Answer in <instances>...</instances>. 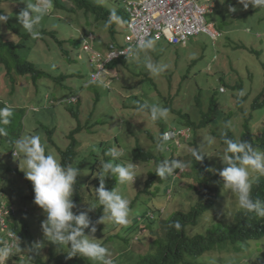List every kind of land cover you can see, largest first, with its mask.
Wrapping results in <instances>:
<instances>
[{"label":"rangeland","instance_id":"obj_1","mask_svg":"<svg viewBox=\"0 0 264 264\" xmlns=\"http://www.w3.org/2000/svg\"><path fill=\"white\" fill-rule=\"evenodd\" d=\"M96 1L113 11H123L129 0ZM29 2L37 3V0H3L1 7L10 14V19L7 24L0 25V34L15 42L22 55H27L38 41L29 54L39 68L45 69L46 74L52 78L43 76L26 83L24 76L16 75L12 78L18 79L13 95L10 90L12 87L0 68V101L7 104L10 110L13 109L10 123L0 124V128H7L8 136L21 130L17 141H30L32 137H39L45 152L53 154L61 163L60 150L70 145L69 134L80 125L82 130L76 135L80 147L73 168L78 169L82 163V193L85 195L88 216L100 206L96 191L100 182H89V176L95 171V178H98L102 161L133 164L138 174L133 184H119L114 178V190L129 201L130 223L123 226L112 220L103 221L102 231L85 236L107 249L106 259L114 261L112 264H132L131 260L138 252H147L149 247L151 249L164 219L176 211L189 212L201 202L198 190H203L204 184L200 183L199 172L191 168L193 149L198 147L207 154L210 167L216 172L227 165L224 157L229 156L227 146L221 139L225 129H231L240 139L248 119L254 134L258 137L263 135L264 106L253 109L252 103L261 93L264 99V7L255 8L250 5L245 9L237 0H224L223 4L217 0L214 12L207 16V20L222 33L217 41L206 33L192 37L186 46L170 44L166 39L156 41L150 38L148 42L151 41V47L137 50L132 59L112 64L121 73V78L113 80L111 88H105L99 81L91 80L96 67L91 62L90 54L81 48L78 39L79 29L84 33L91 30L97 37L93 43L94 49H104L106 52V46L112 42L113 35L108 23L96 21L92 14L88 15L82 10L64 13L57 7L59 10L53 15L48 13L35 25L39 36L33 39L25 36L28 33L17 19ZM61 2L70 4L68 0ZM230 6H235L236 11H229ZM248 28L250 32H247ZM44 29L56 31L64 42L58 45V41L48 35L45 41ZM119 30V40L122 42L126 32L123 21L118 24ZM39 37H44V40ZM149 63L158 71H150L147 67ZM62 74L67 75L64 81L56 79ZM222 87L226 89L225 92L221 91ZM73 96H80V103H70ZM213 100L216 107L213 108L211 124L194 130L195 133L189 132L191 143L188 150L179 151L178 157H175L187 165V174L183 173L182 180L179 178V181L173 182L172 199L166 198L167 187L173 181L170 177L158 181L159 177L155 186L150 187V193H144L146 182L158 165L154 161L146 163L134 158L133 151L138 143L157 157L171 159L173 149L166 151L164 145L171 149L174 147L172 142H163V151L157 147L162 125L174 124L176 111L189 113L199 124L210 111ZM144 105H158L168 109L167 117L161 118L164 123L152 120L149 109ZM74 111L78 112L79 117L73 114ZM177 124L182 125L180 121ZM51 130L54 143L50 141ZM208 138L213 143L210 144ZM17 141L10 143L0 140V183L9 200L12 199L16 205L28 207V212L20 214L17 219L20 223L24 221L35 235L36 249L47 261L51 253L60 254L69 248L53 243L44 233L42 225L47 220V213L34 203L33 183L25 176L27 169L22 165L25 156L17 148ZM113 147L122 150L123 155L119 159L113 160L105 155L106 150ZM14 150L18 156L13 155ZM245 167L248 168L251 185L261 173L250 166ZM178 176L181 177V174ZM111 183L112 176L107 175L106 190H109ZM155 206L161 207L162 211L165 207L162 219L157 220H161V225L157 222L155 232L150 234L148 231V235L141 237L138 227L133 228L134 222L137 217L154 210ZM240 209L238 193L224 186L220 190L219 200L201 217L200 224L191 233L204 232L213 226V222L218 221L235 226L238 224ZM123 236L129 237L130 243ZM221 246L223 249L217 248L206 253L200 258L201 262L259 264L264 261V237L250 239L248 243L226 242ZM17 258L8 264H35L32 259H28V254H23L21 259L20 256ZM78 264H103V261L85 258Z\"/></svg>","mask_w":264,"mask_h":264},{"label":"clouds","instance_id":"obj_2","mask_svg":"<svg viewBox=\"0 0 264 264\" xmlns=\"http://www.w3.org/2000/svg\"><path fill=\"white\" fill-rule=\"evenodd\" d=\"M1 1L3 2V0ZM216 1L217 0H214L213 2L214 5L212 9L205 13L206 26L209 27L212 31L216 32L215 36H213L207 31H199L198 33H195L192 36H190L185 42L174 43L170 41L166 36L157 38L153 34V36L149 37L146 43L141 47L137 45L136 46L132 45L127 41L126 38V36L131 30L130 29L131 14L129 8L133 5L141 6L144 0H129L126 2L123 11L127 15V20L125 21L121 18L118 19V24L120 21L124 22V26L126 29L124 40L122 42L119 40L120 30L118 32V24H117L116 37L114 38V36L112 35V42H109L107 44L106 52H104V49L102 50L94 49L93 43L94 41L97 40V37L94 36V33L91 30H88L86 33H84L81 29H79L80 38L78 40H80L81 48H83L84 51L90 54L91 62L96 67V71H94V73L92 74L91 80L99 81V84L105 88L107 87L111 88L113 84V80H118L119 78H121V73H119V71H117L115 67H112V64L120 60L132 59L137 50L143 49L145 46L151 47V41L148 42L150 38L156 41L166 39L170 44L186 46L188 41L192 37L200 33H206L214 41H217L222 36V33L215 28L213 23H210L207 20L208 14L213 13L216 8ZM202 2H204V0H202ZM237 2L240 5H243L245 9H247L250 5L255 8L264 7V0H237ZM220 3L223 4L224 0H220ZM66 5L73 8V10L61 9L63 10L62 12L64 13H76L78 10H80L78 8L75 9V6L71 2L70 4H66ZM56 10L59 9H57V7L54 6L53 0H37V3H31V2L27 3L26 7L23 10H21V12L18 14L17 19L18 22L23 25V28L27 31V33L33 39H36L38 38L39 33L35 30V25H37L40 22L43 16L47 15L50 12L51 13L49 15H53ZM229 11L235 12L236 11L235 6H230ZM83 12L86 13L85 11ZM9 19H10V14L4 11H0V25L7 24ZM10 28L14 30L11 26ZM44 31H50V30L44 29L42 32L44 33ZM250 31L251 29L248 28L247 32ZM2 37L4 38L5 41L13 42L9 39H6L4 36ZM84 37L86 38L84 39ZM62 41L64 42V40ZM13 43L17 46L16 50H18V45L15 42ZM31 48L27 52V54L30 53ZM29 57L32 60V56L30 54ZM147 67L152 72L158 71V69L151 63H149ZM43 70L46 71L45 69ZM221 91L225 92L226 89L222 87ZM262 95L263 94L261 93L257 97L259 101L260 98L262 99L263 97ZM78 97L79 96H73L70 99L71 102H76ZM263 101L264 99H262V101L260 102L262 103ZM253 103H252V107H253ZM144 107H147L149 109L151 113V118L154 121L155 120L158 121L157 120L158 118L161 119L167 117L168 109L166 108L160 107L158 105H152V106L144 105ZM141 111H143V108H141ZM11 116H12V111L8 107L0 108V124L3 125L9 124ZM227 122L229 123V119L227 120ZM226 130L227 129H225V131ZM192 131L193 129H191L190 127L178 130L176 127L170 128L169 126H166V129L161 131V135H160V139L158 140L159 142L157 143V147L160 151H163L164 148L166 151H171L172 149L175 150L176 148H178L177 151L179 155V151L183 150L182 148L185 145V143L186 142H187L186 144L191 143L189 141L190 140L189 132L192 133ZM245 132L246 129L244 128L243 133ZM2 133H3V129L0 128V134ZM50 133L53 134V130H51ZM255 137L258 139V136L255 135ZM15 139L19 140L20 137H16ZM208 139L210 144L213 143L211 138ZM163 142H172L174 147L168 149V147L164 145L163 148ZM226 143H227V151L229 153H242L243 155L235 157V160L239 161V165H237V163L234 161L233 157L229 155V153H228L229 156L224 157V161L227 164V167L223 169L225 167L224 166L222 168L223 170L221 169L222 171L220 175H222V177L224 178L225 186L232 188L235 192L238 193V203H239V207L242 210H245L247 212H252L255 210L257 211L260 217H264V207H261L259 202H254L250 196L251 185L249 182V171L248 168L245 167V166H250L251 169L257 170L259 171V173L264 175V152L260 149H258L257 152L252 148L250 144H246V143H234L230 140L226 141ZM16 146L20 152L24 153L25 156L22 165L23 168L27 169V171L25 172L26 178L33 183V188L35 193L34 203L40 206V208H42L44 212L47 213V220L43 222L42 225L44 228L45 235L53 243L68 247L69 248V251L67 253L68 258L80 254L81 256L87 257L93 261L100 260L103 261V264H112V261L110 259H106L107 249L104 246H102L100 243L95 242L94 240H89L88 238L84 237L83 230L89 228L90 224L92 223L88 215L86 213H81L79 215L73 213L74 203L71 197L73 194V185L76 181V177L78 175L79 170L73 167H64L53 154H51L50 152L46 153L45 149L40 144L39 137H32L30 141H24V140L17 141ZM13 155L18 156L16 150L13 151ZM105 155L111 157L113 160H116L123 155V152L122 150H117V148L113 147L107 149ZM192 156L195 158V160L203 159V156L200 153H198L195 149L192 150ZM169 160L164 159L163 161L159 162L155 170V173L158 175V178L160 177L159 180L157 178L156 181L157 180L162 181L163 179H166L168 177L172 178L173 180L172 185L170 187H167L166 190L167 200H171L173 197V192H174L173 182L179 178H181V180L183 179L182 174L185 173V169H186L185 167L187 166L184 162L180 160H176V159H172L171 161ZM178 174H181V177L178 176ZM185 174H187V172ZM107 175L116 177L117 182L119 184H125V183L133 184L138 174L133 164H122V163L114 164L111 160L102 161V170L98 173L100 183L96 191L98 195V202L100 205L103 206V210L105 213V216L101 218V221L103 222V221L112 220L116 224L127 226L130 223L129 201L123 198L116 190H112V191L106 190L105 177ZM152 186H155V180ZM148 193H150V191ZM138 196H140V194H138ZM0 200L6 202L8 205H14L16 208L15 213H11L6 218V221L4 223H0V264H8L10 260L15 259L17 256H19L18 254H9L14 252L15 247L13 249H9L8 247H6L7 243L12 242L13 240L16 241V234L11 230L12 221L13 219L17 218L20 214L27 213L28 207L24 205H16L12 201V199L9 200V196L4 191L1 183H0ZM158 208L160 209V211H158V209L155 212L149 210L147 212V215L150 217L154 216V217H158L159 219H162V215L164 213L165 207L163 211L161 210V207ZM96 230H97L96 227L93 225L91 227V232L95 233ZM10 234H14V237H11ZM140 235L141 237H145L147 234L140 233ZM134 246L138 247L137 244H135ZM149 251H150V247L147 252ZM147 252H144V250L143 252H138L139 254L134 256L131 261L136 263V258L140 254H146Z\"/></svg>","mask_w":264,"mask_h":264},{"label":"trees","instance_id":"obj_3","mask_svg":"<svg viewBox=\"0 0 264 264\" xmlns=\"http://www.w3.org/2000/svg\"><path fill=\"white\" fill-rule=\"evenodd\" d=\"M69 1L75 6V9L78 8L85 11L87 14H93L96 21H104L108 23L114 38L117 34L118 19L121 18L125 21L127 20V15L124 11H113L104 4L97 2L96 0ZM1 2L2 1L0 0V4ZM53 4L55 7H61V9L64 10H73V8L61 2V0H53ZM0 11L5 12V10L1 8V6ZM10 26L13 28L11 24ZM43 34L45 35V41L46 35H49L50 37L56 39L60 45L63 43V41L58 38V34L55 31H44ZM2 36L3 35L0 34V68L5 74V77H7L10 87H12V89L10 88L11 94H15L17 82L16 80L18 79L12 80V78L16 75L24 76V81H26V83H30L31 79L35 81L43 76L45 78H52L47 75L43 69L39 68L37 62L33 61L34 58H32L31 60L29 54L22 55L18 50H16L17 46L13 42L5 41ZM25 36L29 37L30 35L26 34ZM40 39L44 40V37H41ZM37 43L38 41H36L32 45V48H34ZM66 77L67 75L62 74L59 75L56 79L64 81ZM69 102L73 103L71 102V100H69ZM76 102L80 103V96L78 97ZM263 105L264 101L261 103L259 99L256 98L253 103V109L262 107ZM78 106L80 107L81 105ZM211 106L212 107L210 111L204 115L203 120L199 124H197L192 119L189 113L176 111L173 121L174 124H169L168 126L170 128L176 127L178 130L190 127L191 129H193L192 133H195L194 130H199V128L211 124V115L213 113V108L216 107V103L214 100L211 101ZM4 107H8V105L0 101V108ZM11 111L12 116L10 117V120L13 118V109H11ZM73 114L79 117L78 112L74 111ZM157 120L159 124L164 123L160 118H158ZM178 121H180L182 125H178ZM244 128L246 129V132L242 134L240 139L237 138L232 130L227 129L221 135L222 142L226 146V141L229 140L234 143H246L250 144L255 151L258 152V149H260L264 152V133L257 139L251 129V125L248 120L245 122ZM165 129L166 126L162 125L161 131ZM81 130L82 127L78 125L76 129L71 131L69 134L71 144L65 150H60L61 164L64 167H73V164L75 163L78 155L77 149L80 147V141L76 138V133H79ZM20 132L21 130L17 131L13 136H8L7 128L3 129V133L0 134V140H6L10 143L15 142L17 140L15 138L20 137ZM49 134L50 141L54 143L52 136L53 134H51L50 131ZM189 146L190 143H185L182 149L188 150ZM177 149L178 148L173 150L172 158L169 161H171L172 159H176L175 157H178ZM195 150L203 156L202 160H195V158L193 157V161L191 164V168L193 169V171L199 172L200 183L204 184L203 190H198V195L201 197V202L194 206L189 212H186L184 210L176 211L171 217L164 219L162 225L161 220L157 221L159 219L158 217H150L147 215V213L145 215L137 217L136 221L134 222L135 226L133 228L138 227L139 234L144 233L148 235V231H150V234H152V231H156L154 227H158L155 225L157 222H159V226L161 225V227L158 232H156V237L152 243L150 251L146 254H140L136 258V263L133 262L132 264H207L206 262H201L200 258H202L206 253L211 252L217 248L223 249V247L221 246L222 243H248L250 239H260L264 237V217H260L255 210L252 212H247L242 209L238 211V224L235 226L225 225L222 224L223 221H218L213 222V226L208 227L204 232H198L194 234L191 233V230L193 228H196L200 224L201 217L207 211L213 208V206L215 205V201L217 202L219 200L220 190L225 186L224 178L222 177V175H220V173L227 167L226 165L222 170L213 172L207 159V154L201 152L198 147ZM133 155L137 160H141L146 163H151L152 161H154L157 165L159 164V162L165 159V157L163 156L157 157L152 151L149 152L144 150L140 146V144H138V146L134 149ZM229 155L233 157L234 161L237 163V165H239V161L235 160V157L242 156L243 154L229 153ZM81 167L82 163L78 166L79 171L76 177V181L73 185V194L71 197L74 203L73 213L76 215L86 213L85 195H83L82 193ZM95 174L96 173L94 171L89 176V182H100L98 180L99 177L95 178ZM114 178L115 177L112 176V183L108 187L109 191L115 189L116 180ZM157 178L158 175L154 172H151L150 177L146 182V186L144 189L145 193H148L150 191V187L154 184V180L156 181ZM176 180L179 181L178 179ZM250 196L254 202H259L261 207H264V175L260 174L258 178L254 182H252L250 188ZM155 208L156 209L151 211L155 212L157 211V209L158 211H160L158 207L155 206ZM104 216L105 213L102 205H100L96 210L91 211L88 217L92 223L90 224L89 228L83 230L84 237L93 234L91 232V227L93 225L97 229L96 232H100L103 230L104 224L101 221V218ZM11 230L16 234V247L14 248V252L9 254H19L20 258L19 256H17L19 259L23 257V254H28V259H32L35 264H78L80 261L87 258L81 256L80 254L68 258V249V251L56 255L55 253H51L52 255L50 256L49 260L46 261L42 257L41 253H39V251L36 249L37 240L35 238V235L28 228L27 224L24 221L23 223H20L17 218L13 219ZM125 235L126 234H124V236ZM125 239L128 243H130L129 237ZM29 247H32L31 250L29 249ZM259 264H264V261H261Z\"/></svg>","mask_w":264,"mask_h":264},{"label":"built area","instance_id":"obj_4","mask_svg":"<svg viewBox=\"0 0 264 264\" xmlns=\"http://www.w3.org/2000/svg\"><path fill=\"white\" fill-rule=\"evenodd\" d=\"M214 0H144L141 6L129 8L131 14L130 32L126 36L132 45L141 47L153 34L166 36L174 43L185 42L199 31H207L213 36L216 32L206 26L205 13L210 11ZM14 205L0 200V223L15 213ZM14 237V234H10ZM13 249L16 241L6 244Z\"/></svg>","mask_w":264,"mask_h":264}]
</instances>
